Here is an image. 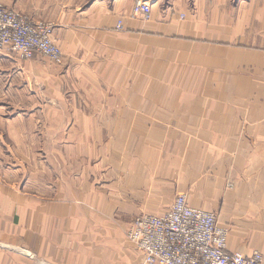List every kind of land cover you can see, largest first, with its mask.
Returning a JSON list of instances; mask_svg holds the SVG:
<instances>
[{
	"label": "crops",
	"instance_id": "crops-1",
	"mask_svg": "<svg viewBox=\"0 0 264 264\" xmlns=\"http://www.w3.org/2000/svg\"><path fill=\"white\" fill-rule=\"evenodd\" d=\"M137 1L0 0L63 53L0 51V264H143L180 193L264 264V0Z\"/></svg>",
	"mask_w": 264,
	"mask_h": 264
},
{
	"label": "built area",
	"instance_id": "built-area-1",
	"mask_svg": "<svg viewBox=\"0 0 264 264\" xmlns=\"http://www.w3.org/2000/svg\"><path fill=\"white\" fill-rule=\"evenodd\" d=\"M151 4L137 1L132 17L149 20ZM117 30L124 29L122 20ZM54 25L35 20L0 2V51L32 59L39 54L61 63L63 53L53 39ZM229 230L214 212L193 207L187 193L178 194L163 215L141 214L131 224L127 237L141 251L143 264H263L259 251L245 254L227 248Z\"/></svg>",
	"mask_w": 264,
	"mask_h": 264
},
{
	"label": "rangeland",
	"instance_id": "rangeland-1",
	"mask_svg": "<svg viewBox=\"0 0 264 264\" xmlns=\"http://www.w3.org/2000/svg\"><path fill=\"white\" fill-rule=\"evenodd\" d=\"M10 8V7H9ZM12 9V8H11ZM13 10H15V9H13ZM15 11H17V10H15ZM19 12V11H18ZM22 13V12H21ZM25 14H27V15H29L30 16V14H28V13H25ZM31 17V16H30ZM41 21H45L44 19L43 20H41ZM46 22H50V20L49 21H46ZM52 23V22H51ZM133 243V242H132Z\"/></svg>",
	"mask_w": 264,
	"mask_h": 264
}]
</instances>
